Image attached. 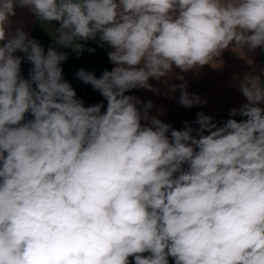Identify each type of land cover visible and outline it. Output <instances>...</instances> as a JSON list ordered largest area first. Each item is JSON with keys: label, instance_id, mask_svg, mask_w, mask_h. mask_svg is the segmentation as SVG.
I'll use <instances>...</instances> for the list:
<instances>
[{"label": "clouds", "instance_id": "1", "mask_svg": "<svg viewBox=\"0 0 264 264\" xmlns=\"http://www.w3.org/2000/svg\"><path fill=\"white\" fill-rule=\"evenodd\" d=\"M17 7L52 45L11 30ZM88 41L113 67L75 78L106 106L64 78ZM245 47L264 49V0H0V264H264V69L197 129L127 94ZM175 78L182 107L206 104Z\"/></svg>", "mask_w": 264, "mask_h": 264}, {"label": "crops", "instance_id": "2", "mask_svg": "<svg viewBox=\"0 0 264 264\" xmlns=\"http://www.w3.org/2000/svg\"><path fill=\"white\" fill-rule=\"evenodd\" d=\"M15 11L16 15L11 18V30L13 32L19 27L28 33L31 38L37 39L45 49L52 45L49 32L45 30L42 23L28 8L17 7ZM52 27H58V24L53 22ZM94 49L95 52L91 53L87 50L83 51L79 58L74 53L72 57L81 61L69 63L63 74L65 80L71 83L76 90L78 98L84 101L85 106L95 103H104L106 106V101H103V97L98 92L94 91L90 85H85L75 78V73L80 68L92 71L99 77L102 71L105 69L111 70L113 67L104 49ZM242 53L243 55L229 49L224 51L217 59V67L206 65L187 73H181L179 69H174L173 78L167 80V82L150 80L154 87L159 88V94L144 89L132 90L127 94L137 96L142 102L151 100L154 106L150 110V114L158 116L166 123H170L177 130L185 127V121L189 122L194 129H197L198 125L194 123L197 112L210 115L214 117L216 122L222 123L229 118L228 114L233 107L238 108L245 102L244 97L238 90V81L246 73L259 74L261 69H264V49L258 48L255 51H249L245 47L242 49ZM29 67L30 65L26 63L22 65V73L25 76H27ZM181 75L184 76V81L187 82V90L190 93L198 94L202 100L206 101V104L186 109L178 103L180 92L178 89L173 91L171 85L180 84L182 81L176 79L175 76ZM234 118L241 119L239 116ZM142 123L144 122L142 121ZM170 264H172L171 259Z\"/></svg>", "mask_w": 264, "mask_h": 264}, {"label": "trees", "instance_id": "3", "mask_svg": "<svg viewBox=\"0 0 264 264\" xmlns=\"http://www.w3.org/2000/svg\"><path fill=\"white\" fill-rule=\"evenodd\" d=\"M90 47V46H89ZM92 48H96V49H104V51L107 53L108 52V48H107V46H105L104 48H101V47H99L98 46V44H92V46H91ZM65 51H67V50H65ZM81 60H79V59H68L66 62H64L62 65H61V67L63 68V73H64V70H65V67L69 64V63H71V62H80Z\"/></svg>", "mask_w": 264, "mask_h": 264}, {"label": "rangeland", "instance_id": "4", "mask_svg": "<svg viewBox=\"0 0 264 264\" xmlns=\"http://www.w3.org/2000/svg\"><path fill=\"white\" fill-rule=\"evenodd\" d=\"M82 43H84V42H82ZM92 44H96L95 42H93V41H88V42H86V48H88L89 46L91 47L92 46ZM67 52H68V55H69V59H74L73 57H72V55L74 54L70 49H68L67 50Z\"/></svg>", "mask_w": 264, "mask_h": 264}]
</instances>
